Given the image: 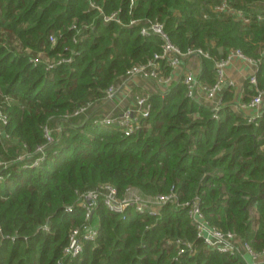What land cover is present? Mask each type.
<instances>
[{"label": "trees", "instance_id": "1", "mask_svg": "<svg viewBox=\"0 0 264 264\" xmlns=\"http://www.w3.org/2000/svg\"><path fill=\"white\" fill-rule=\"evenodd\" d=\"M92 1L103 14L118 11L121 22H104L88 0H0V92L15 99L4 110L8 146L0 139V159L8 162L0 169V264H56L69 230L83 220L75 191L101 182L151 195L173 188L180 201L198 196L211 224L264 250V117L247 123L229 106L228 85L218 118L175 82L163 96L158 89L150 92V115L135 135L97 126L92 114L58 125L78 106L101 100L129 66L160 51L159 37L142 36L139 25H127L131 19H157L181 50L202 48L216 59L230 48L258 57L264 24L242 25L213 14L202 19L211 0H133L131 7L129 0ZM39 52L72 58L47 68L30 60ZM199 62L198 78L212 84L213 60ZM256 76L262 85L264 65ZM254 93L246 80L243 100ZM45 126L52 129L51 142ZM40 145L39 165L17 159L22 151L35 158ZM94 220L96 240L85 242L68 264H245L238 256L205 249L187 210L172 204L158 216L132 210L122 216L99 204ZM176 237L194 241L196 252L176 258V246L166 242Z\"/></svg>", "mask_w": 264, "mask_h": 264}, {"label": "built area", "instance_id": "2", "mask_svg": "<svg viewBox=\"0 0 264 264\" xmlns=\"http://www.w3.org/2000/svg\"><path fill=\"white\" fill-rule=\"evenodd\" d=\"M90 7L96 8L101 12L104 22H121L118 11L110 14H103L99 5L94 1L88 0ZM130 1V7L133 0ZM202 19L209 18L212 14L216 16L230 17L242 25L251 23L264 24V0H211L204 5L201 11ZM128 26L139 25V33L142 36L155 35L160 39V51L145 62L134 63L129 66L124 74L118 77L115 83L104 90L103 97L97 105L95 101L87 102L78 106L72 113L64 115L65 118L79 117L92 114L93 123L100 127H117L126 136L139 133L146 126V118L150 115L151 103L148 95H140L135 90L146 87L145 82H151L154 89H158L162 96L168 91L175 82H181L185 86L186 95L192 100L203 103L210 107L213 117L218 118L219 110L225 105L221 93L225 86L233 83L226 80L227 68L235 60H241L250 68L246 77L248 83L254 87L255 93L248 99L243 100V93L234 97L230 106L240 113L247 123H257L264 117V83L259 86L257 81V71L264 65V49L260 50L258 57L252 58L245 55L238 48H230L221 58L211 57L209 51L202 48L188 47L181 50L173 43L165 31L164 23L155 20L131 19ZM76 29V25H72ZM79 33V30L76 29ZM56 35L49 36L51 45H55ZM77 37H73L76 43ZM73 50L71 51V54ZM43 55L45 58H43ZM191 57H205L213 60L215 69V81L212 84L202 82L198 78V70L187 65ZM70 56L58 54V58L52 60L46 54L39 52L30 60L34 63L43 62L47 68L63 63L70 62ZM142 90H147L143 89ZM4 95V94H3ZM7 100V95L4 96ZM111 110H118L116 114L111 112L96 113V109L106 110L107 106ZM6 105L4 100L0 103V139L9 136L5 132L7 116L4 112ZM60 127L56 131L59 132ZM52 129L44 127V136L47 142L52 141ZM44 145L36 148L35 158L32 153L22 151L17 159L25 161L35 167L43 159ZM40 154V155H39ZM8 162L0 159V169L5 167ZM76 205L81 208L83 220L80 224L69 230L67 243L63 246L61 254L56 264H68V260L78 256L82 251L85 242H94L98 236V224L94 220L95 211L99 204L110 212L124 216L129 210L139 214L160 215L161 208L165 204H172L177 208H185L190 223L195 229L196 238L200 240L202 246L207 250H213L228 255L238 256L245 261V264H264V250H255L239 234L232 230H222L211 224L205 217L198 196L192 199L180 201L176 191L171 188L166 193L155 195H143L134 186H128L123 191H119L110 182H101L92 188L76 190ZM71 211L72 206H67ZM41 229L48 231V224H43ZM167 244L176 246V258L182 255H193L196 252L194 241L186 238L176 237L167 239Z\"/></svg>", "mask_w": 264, "mask_h": 264}, {"label": "crops", "instance_id": "3", "mask_svg": "<svg viewBox=\"0 0 264 264\" xmlns=\"http://www.w3.org/2000/svg\"><path fill=\"white\" fill-rule=\"evenodd\" d=\"M196 69L199 71L200 69V62H196ZM250 72V68H248V66L245 64V62L241 61V60H235L233 62L232 65H230L227 68V76H226V80L230 82H232V85H228L231 90L233 91V97L229 100L231 103L232 100H234V97L237 95H240L241 93H244V82L246 81V77ZM224 91H222L221 93V97L223 96ZM5 95L2 94V92H0V103L2 102V100H4L6 105H11L12 103L15 102V99L10 96L7 95L8 99L6 100ZM230 106V104H229ZM0 129H3L2 126L0 125ZM4 143L5 146H8V140L6 141V138H1Z\"/></svg>", "mask_w": 264, "mask_h": 264}, {"label": "rangeland", "instance_id": "4", "mask_svg": "<svg viewBox=\"0 0 264 264\" xmlns=\"http://www.w3.org/2000/svg\"><path fill=\"white\" fill-rule=\"evenodd\" d=\"M15 45L18 43H15V42H13ZM12 43V44H13ZM20 47V46H19ZM43 58H45L43 55H41ZM56 56H58V53L56 54ZM47 57V56H46ZM49 58H51L52 60H55V57H49ZM199 61V58H197V57H191L190 59H188V61L186 62L187 63V65L189 66V67H193V68H196V65H197V63L196 62H198ZM146 87H142L143 89H147V90H142V88L140 87V89H138L137 88V90H135L136 92H137V94L139 93L140 95H148L153 89H154V86H153V84H151V82H145V84H144ZM97 103V105H99L101 102H96ZM106 106H107V104H106ZM96 113H106V112H111V114H116L117 112H118V110H111L110 109V107H108L107 106V108H106V110H104L103 108L102 109H99L98 110V108L96 109V111H95ZM220 116V115H219ZM66 121V118L64 119H62V122H60V123H58V125L60 124V125H62V123L63 122H65ZM143 194V193H142ZM143 195H146V196H148V195H151V194H143Z\"/></svg>", "mask_w": 264, "mask_h": 264}, {"label": "water", "instance_id": "5", "mask_svg": "<svg viewBox=\"0 0 264 264\" xmlns=\"http://www.w3.org/2000/svg\"><path fill=\"white\" fill-rule=\"evenodd\" d=\"M219 50H220V52H222V48L221 47L219 48Z\"/></svg>", "mask_w": 264, "mask_h": 264}]
</instances>
